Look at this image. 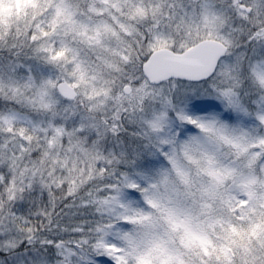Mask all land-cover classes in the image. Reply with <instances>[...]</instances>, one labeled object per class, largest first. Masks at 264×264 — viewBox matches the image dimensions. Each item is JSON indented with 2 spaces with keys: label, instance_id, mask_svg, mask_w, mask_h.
Masks as SVG:
<instances>
[{
  "label": "snow or ice",
  "instance_id": "snow-or-ice-1",
  "mask_svg": "<svg viewBox=\"0 0 264 264\" xmlns=\"http://www.w3.org/2000/svg\"><path fill=\"white\" fill-rule=\"evenodd\" d=\"M0 264H264V0H0Z\"/></svg>",
  "mask_w": 264,
  "mask_h": 264
}]
</instances>
